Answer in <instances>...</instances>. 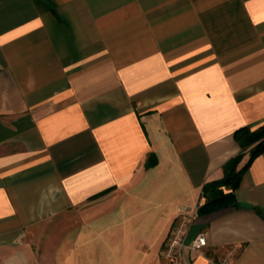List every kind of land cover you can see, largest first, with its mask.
Segmentation results:
<instances>
[{"label": "crops", "instance_id": "1", "mask_svg": "<svg viewBox=\"0 0 264 264\" xmlns=\"http://www.w3.org/2000/svg\"><path fill=\"white\" fill-rule=\"evenodd\" d=\"M263 124L264 0H0V264H37L50 223L114 222L123 254L165 264L180 209ZM235 196L197 213L185 264H264V153Z\"/></svg>", "mask_w": 264, "mask_h": 264}, {"label": "rangeland", "instance_id": "2", "mask_svg": "<svg viewBox=\"0 0 264 264\" xmlns=\"http://www.w3.org/2000/svg\"><path fill=\"white\" fill-rule=\"evenodd\" d=\"M247 155L249 153L245 157ZM117 224L121 223L114 222L109 234L98 238L91 235V230L80 228L67 230L65 236L60 237L57 224L45 225L32 240L37 264H143L141 256L123 254L120 250L123 237Z\"/></svg>", "mask_w": 264, "mask_h": 264}, {"label": "trees", "instance_id": "3", "mask_svg": "<svg viewBox=\"0 0 264 264\" xmlns=\"http://www.w3.org/2000/svg\"><path fill=\"white\" fill-rule=\"evenodd\" d=\"M234 139L241 151L224 166V177L221 180L205 185L203 196L206 202L199 207L198 215H207L226 207L236 206L235 193L240 187L243 175L252 162L264 153V124L255 129L242 127L235 131ZM246 153H249V159L240 167ZM156 164V156L150 155L147 166L154 167Z\"/></svg>", "mask_w": 264, "mask_h": 264}, {"label": "built area", "instance_id": "4", "mask_svg": "<svg viewBox=\"0 0 264 264\" xmlns=\"http://www.w3.org/2000/svg\"><path fill=\"white\" fill-rule=\"evenodd\" d=\"M198 209H180L161 254L165 264H185L184 251L186 249L199 253L207 246L204 234H198L190 239V231L195 223Z\"/></svg>", "mask_w": 264, "mask_h": 264}]
</instances>
